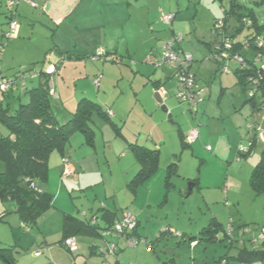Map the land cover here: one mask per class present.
I'll list each match as a JSON object with an SVG mask.
<instances>
[{"label":"rangeland","instance_id":"obj_1","mask_svg":"<svg viewBox=\"0 0 264 264\" xmlns=\"http://www.w3.org/2000/svg\"><path fill=\"white\" fill-rule=\"evenodd\" d=\"M221 1L225 2V4L223 3L225 8L223 7L221 10L222 16V13L226 14L227 11H230L231 2L230 0ZM236 1L239 5L242 3V6L246 9L255 10L256 13H259L257 14L259 18L264 15V5L254 4V2H261V0H251V2H248L247 0ZM198 2L199 10L203 13L207 14L213 10V7L210 6V0H199ZM161 11L165 14H174V16L176 14L174 10L168 11L161 9ZM30 13L32 16L34 15L35 21L40 19L39 13H34L33 11H30ZM158 14L160 15V9L158 10ZM199 15V18L201 17L199 19V24L196 23V18L195 23H193L186 20V15L180 17L184 20L179 19V24L182 26L181 33L184 35L182 38L183 40L180 43L183 47L192 43L190 41L191 36H193V39L196 42V33L201 36V33L199 32L203 31L202 27L204 26L206 16L202 13H199ZM7 16L9 22L10 20L17 22L18 30L16 36L13 35L14 39L5 41L4 53L6 52V56L8 57V65L4 67L1 63L0 69L7 77H22L23 79L21 80L20 78L18 81V89L14 94L16 98H13L11 93H9V98H5L0 92V98L2 100L4 99V105L9 104L14 109L17 108L19 104L27 103L24 92L25 89H31L30 76L32 75V77H34V72H40L42 68L40 63L33 65L25 63H29V61H31L30 59L36 58L40 52L47 47L50 48L47 53L53 51L54 54L47 55L46 61L55 62L61 58L59 52L54 50L57 45L54 43L59 42L58 46L63 49L62 52H66L65 50L67 49L70 53L69 55H64L62 57L64 58V62L61 64L59 72L56 75L60 81V87L58 89L61 91L63 101L69 105V103L74 100L75 111L77 104L81 99L95 102L96 97H100L107 103V106L102 107L103 109H112L111 105L114 103L122 108L124 114L126 113L129 116V118L128 116H124L121 122L116 123L115 127H112L109 122L105 121L100 116L94 115L92 117L93 122L90 125L94 132L92 138L93 145L89 146L86 143L83 134L74 133L71 135L61 158L60 153L57 151L50 153L47 173L49 180L47 179L46 181L41 182L46 186L49 183V186L54 189L55 197L51 194L53 199L52 209H54L56 214H59L60 209L63 207L67 210H71L79 220L87 222H89L92 217H102L103 210H101V207H104V210H109L112 213H115L116 216L122 217L124 213L133 214L131 209L134 207L145 209L146 202L148 201L149 203L150 201V205L147 208L149 212L139 219L141 222L140 226L138 227L137 224L135 227V230L136 228L137 230H141V228H145L150 222V235L145 234V239L142 238L143 241H140L136 247L125 248L116 256H111L108 261L109 264H114L119 255V258L121 256L127 258V256H131L130 251L136 249L140 250L141 248H144L143 250L145 252H150L151 256L156 260H153L154 264L156 262H158V264L165 262L170 263L169 261L174 258L175 260H178L177 258H179L178 262H176L177 264L180 263L179 261L184 264H217L216 262H218V258L229 255L227 251L232 247H236V249L246 248L247 251L262 250L261 246L264 244V239L260 240L256 235L259 232V229L264 226V193L256 195L250 188L249 179L253 166H251L247 160H250L252 158L251 156L254 155L257 164L264 146L257 145L249 156L238 157L237 154L240 153V148L248 147L247 142L238 140L237 144H233V160L229 159L218 162L216 161L217 159H210L207 162V166L200 168V161L191 153V148L189 146L181 145L178 138L179 129L186 134L189 130L197 129L198 127L197 125L191 126L194 115L187 111L186 105L180 104L173 97L174 85L173 88L172 84H165V86H163L169 92L167 102L164 104L167 109V114L162 112L160 105L156 103L153 96L154 106L156 108V113L154 112L155 116L151 119V108H148L147 111H150V113L147 114L146 117H140L138 115L139 107L135 106L133 109L131 107L132 105L129 106L126 102V94L130 92L132 83L134 84V90L137 88L139 89V80L136 78L134 81L132 73L126 69L125 64H123L124 66L121 65L122 67H118L121 64L118 59L109 63H94L90 61L86 54L90 53V51L96 54L100 49V45H103V37L98 36V38L95 39L94 31L86 30L81 21L83 18L81 13L78 15H71L66 25L54 24L47 28L46 31L41 30V28L36 25L35 34H31L32 26L28 27L26 24L28 31L24 36L25 39H22V42L18 43L20 44L19 48H15V46L12 50L11 46L14 41L17 40L16 38L19 33V28L21 27V19L20 16L16 14L7 13ZM221 16L219 17L221 18ZM216 22L218 23L219 21ZM188 24L191 25V28H189ZM196 24H198V26H196ZM76 26L81 27V30H76ZM176 26L178 30V23ZM224 27L225 23L223 21L222 30ZM234 30L235 29H232V26L229 24L228 31L234 32ZM54 32L53 40H51ZM210 33L215 39L217 38L215 37L217 35L216 29H213ZM247 34H249V30L244 29L241 36L244 37ZM104 43L106 46L112 47L114 41L105 40ZM207 44L209 43L207 42ZM196 48H198V46H196ZM191 50H193V47L190 46V51ZM184 54L187 53L184 52ZM180 55L182 56V54ZM184 61H186L188 68H190L193 62L192 58H190V60L185 59ZM206 62L209 61H204V63ZM211 64L214 66L213 72H210V69H207V66H204L205 68L203 71L198 74V77L202 81H200L201 83L211 80L212 76L215 75L217 79L212 80L211 83L214 82L213 84H218V77L220 76L215 73L217 67L213 62ZM194 65L197 66V63H194ZM228 66L232 68L231 64ZM93 69H96V72H91ZM99 73L101 74V87L98 91H95L94 87L88 84L87 79L92 80V76L98 75ZM201 73L206 76L204 78L200 77ZM86 75H88L87 79H85ZM225 76L227 77L228 75ZM54 77L55 76H52L51 79ZM233 77L234 76L231 72L230 78L232 79ZM22 82H25L24 87L22 86ZM54 88L56 94H58L57 87ZM82 93L87 94V97H80V95H83ZM19 96L20 99H17ZM51 101L52 100H50V103ZM259 115H261V117L264 116V110L260 111ZM168 116H171V119H169ZM158 117L162 118L164 121L162 127L167 141L166 147L162 153H158V171L156 170L157 173L155 172L150 176L152 177L151 179L150 177L148 179L146 177V180L139 185L138 188L140 189L137 188L138 190H135V192L132 193L131 179L136 177L140 170L138 160L132 151V144L136 143L138 146H141L143 140L152 139V134L149 132V129H152L150 128V125L153 127L154 124L158 123ZM112 119L114 118L112 117ZM262 119L263 122L261 125L264 138V117ZM243 122L242 128L245 133L248 132L247 125L256 122V116L253 114V110H251L250 106L247 107V114ZM216 129H214V131L218 130ZM155 130L159 131L158 129ZM218 131L221 132L222 127ZM0 135H8L7 130L1 123ZM249 135V137H253L251 133ZM82 142L84 147L80 148ZM240 144H242V146H239ZM147 147L151 148L152 146L148 145ZM147 147H145V149ZM150 148L147 149L152 150ZM79 149H81V151H79ZM56 154H59L58 160L60 161L61 168L65 161L70 162L73 167L72 163H76V159H79V162H81V157L83 156H81V154H85V171H81V166H78V170H75L74 167L73 168L75 170V176L85 175L86 181H81V183L77 185V183H73V177L75 176L69 177L59 174V163H55L54 158ZM210 155L214 156L213 154ZM171 164L177 166L176 173L169 177L168 183H165L167 168ZM55 165H57V167H55ZM2 172L3 164L0 162V174ZM54 172H57L56 176H53ZM223 180L227 181L228 184L231 182L233 187L230 185H228L229 187H226V196L223 199L221 198V200L218 191L201 190L202 187L216 185ZM146 182L148 183L143 186ZM196 183L198 186L192 187V185ZM59 184L62 185L64 192L62 191V196L58 197L57 192L59 193ZM189 190H191L190 194ZM208 192L209 194L211 192L213 197L219 199V201H215L216 204L209 201H206L207 203L204 202V197H206L205 195H208ZM230 193H233L234 195L237 193L241 196L238 195L235 197L233 195V198L230 199ZM225 198H228L226 199V202ZM236 202H238V204ZM213 211L220 217V221L225 229L233 227L234 237L240 235L244 229L249 230L251 233L240 237L232 246L228 245L226 242H201V245L198 244L199 246H197L194 252L190 247L194 248L196 246L194 244L191 246L184 239L175 238L174 236L171 237V235L168 234L160 236L161 232L167 230L166 228L171 227L176 233H179L184 237H198L201 230L206 228L211 222L210 220L213 217ZM3 213L5 216L3 222H0V249H6L7 247L5 246L13 245L12 243L14 241L11 239V228L14 227L11 226L10 219L15 218L17 220L15 229L18 231V237L27 234H30V236H39V221L37 222V225L33 224L28 227L27 231H24L21 228L23 225H21L19 214L16 213V208L13 203H0V214ZM82 213H86L87 217L84 218ZM148 214L149 216H156V218L147 221L148 218L146 217ZM99 222L100 221H98V223ZM102 223L103 222L101 221L100 225ZM168 231H170V229H168ZM81 236L86 235L78 234L76 236L78 241L77 244L80 247ZM94 238H96L92 239L94 245H97V247L104 246V241L101 238ZM108 239L110 240L111 238L109 237ZM38 241L39 244L41 240ZM24 243V240H22L21 245H24ZM147 243L152 244L151 249H149ZM37 245L36 247H38ZM30 246L31 244H29V247ZM233 254L234 251H232L230 255ZM3 255L10 264H23V261L20 262L21 257H19L18 262H16L15 258H13V254L8 251L3 252ZM78 258L81 260V257ZM158 258L161 261L157 260ZM1 262L2 259L0 258V264H7L4 261ZM86 264H95V260L93 259ZM253 264H264V259L257 260Z\"/></svg>","mask_w":264,"mask_h":264},{"label":"crops","instance_id":"obj_2","mask_svg":"<svg viewBox=\"0 0 264 264\" xmlns=\"http://www.w3.org/2000/svg\"><path fill=\"white\" fill-rule=\"evenodd\" d=\"M8 0H0V39L2 38V35L4 32L6 33L8 27L9 18L7 16V10L5 8V4ZM36 4V8L31 7L30 4L22 2L20 3L15 11V14L20 16L21 19V27L19 28V33L17 36V40L14 41L13 45L11 46V50L15 48H19L20 44L22 42V39H25L24 36L27 34L28 27L32 26V32L31 34H35L36 25H38L41 30L46 31L47 28L51 27L54 24L61 25V24H67L69 21V17L73 14H79L83 15V18L81 19L83 25L85 26L86 30L88 31H94L95 39L98 38V36H102V42L103 45H100V49L105 50L113 59H118L121 64L118 67L124 66L127 70H129L135 79L137 78L139 81V89H133L134 84L132 83L130 87V92L126 94V102L127 105L131 106L133 109L135 106L139 107V113L138 115L140 117H146L148 112V108H151V119L155 116L154 112L156 111L154 106V100L153 96L157 93V90L155 89V84L157 86H160L159 88L165 89V84H172L173 88V81H172V72L167 68L164 67L162 69H153L150 66L145 65L143 62L145 58L148 55H159L162 52V49L165 47L168 41H170L174 36H181V38L184 37L181 33L182 26L179 24V19L183 20V18H180L182 15H186V20L189 22L195 23V18L197 19L196 23L199 24V13H202L206 16L203 31H200L201 36L197 35L195 37L197 39V42L193 39V36L190 37L191 44H188L186 46L180 45V43L176 44L178 48L176 49L181 51V54L183 56H190L193 60L191 65V70L195 71V73L198 75L200 72L203 71L205 68L204 66H207V69H210V72H213L214 66L211 64L210 56H213L215 53V47L214 43L216 39L211 35V24L214 20L219 19L221 16V10L225 4V2L221 0H210L211 7H213V10L209 13L205 14L202 11L199 10V0H32ZM248 2H251V0H247ZM230 2L234 3V5H237L235 12H241L242 9V3L241 5L238 4L236 0H230ZM224 3V4H223ZM260 2H254L255 5H259ZM223 5V6H222ZM167 8V9H165ZM220 8V10H219ZM160 9V15L158 14V10ZM163 10H174L175 18L172 22V24L167 27L164 26V24L161 22V14L163 13L161 11ZM30 11H33L34 13H39L40 19H37L35 21L34 15L32 16ZM253 13L255 15V18L258 22V24H264V15H262L260 18L256 13L255 10H253ZM234 11L231 12V14ZM263 13V12H262ZM226 24V28H228L229 24L232 26V29H236L237 27V20L234 16V13L232 14ZM43 16V17H41ZM10 17V16H9ZM235 19V21H234ZM184 21V20H183ZM29 23V24H28ZM110 23V24H108ZM162 23V24H161ZM178 23V30L176 24ZM27 24V28H26ZM196 24V26H198ZM110 25V28H109ZM189 25V28H191V25ZM25 26V28H24ZM81 27L76 26V30H81ZM197 28V27H196ZM109 30V31H108ZM58 31V30H57ZM56 32V31H55ZM55 32L52 34V39L54 37ZM197 32V31H196ZM229 32V31H228ZM46 33V32H44ZM242 37V36H241ZM30 39V38H29ZM241 39V38H240ZM4 40V39H3ZM31 40V39H30ZM114 41V44L111 46H106L104 41ZM183 40V39H182ZM19 41V42H18ZM207 42L209 44H207ZM54 44H57L54 48V50L58 51L61 55V58L64 55H69L70 53L66 49V52H62L63 49L59 48L58 44L59 42H55ZM58 46V47H57ZM190 46L193 47V50L190 51ZM198 46V48H196ZM180 48V49H179ZM49 47L44 49L40 52V54L33 59H30L29 63L25 64H36L41 63L47 59V55L54 54L52 52L47 53ZM17 50V49H16ZM186 52L187 54H184ZM94 52L87 53L86 56H93ZM45 56V57H44ZM75 56V55H74ZM44 58V59H43ZM61 58L56 60L55 62H58ZM114 60V61H115ZM8 57L6 56V52L4 53V57L1 61L2 66L6 67L8 65L7 63ZM113 61V62H114ZM204 61H209L204 63ZM55 62H50L53 65ZM64 62V60H63ZM94 63H108V62H94ZM194 63H197V66L194 65ZM122 65V66H121ZM128 65V66H127ZM13 68V67H12ZM60 69V68H59ZM218 69V68H216ZM59 72V70H58ZM58 72L55 75L53 79L52 76L50 77V88H52L54 96L51 97V111L53 115L55 116L57 122L59 124H64L67 122L72 113L74 112V100L69 103V105L63 101L62 94L60 89V81L59 78L56 77ZM91 72H96V69H93ZM154 72V73H153ZM217 73V71L215 72ZM204 74H200V77L204 78L206 75L202 76ZM225 75H228L227 77ZM101 76L99 73L98 75H93L92 80L87 79L88 75H86L88 84L94 87L93 80L97 77ZM220 77H218V84L211 83L212 80H216L217 77L212 76L211 80H208V83L206 85V92H205V100L200 105L197 113L194 115V119L191 122V126L197 125V130L199 132V138L198 140L190 145L191 153L196 156V159L200 161V168H203L204 166H207V162L210 159H217L216 161L220 162L222 160H233L234 155H232L233 150V144H237V141H245L247 142L248 146L250 145V141L252 140L251 137H249L250 133H245L242 126L243 121L247 114V107L250 106L251 110L252 104H250L245 94L242 92L241 88L237 85V80L235 76L231 79L230 74H219ZM39 78L38 77H32L30 78L31 86L30 88H35L39 84ZM206 80V79H205ZM57 87L58 94H56L55 88ZM101 87V83L99 85V88L95 89V91H98ZM167 92V97L169 95V92L165 89ZM83 95L87 97V94L82 93ZM166 100L163 102L162 105H164L167 102ZM173 97L180 103L183 104L174 96ZM95 102L101 107V109L105 112L106 110L102 107L107 106L106 102L103 101L100 97H96ZM53 103V105H52ZM160 105V104H159ZM185 105V104H184ZM112 109H107L108 112H110L111 116L114 118L111 120L113 122L114 126L116 123L121 122L124 116H128V114H124L122 111V108L117 106L116 104L112 103ZM187 108V107H186ZM156 113V112H155ZM239 115V118H238ZM129 118V116H128ZM93 119V118H92ZM171 119V116L170 118ZM217 119V120H216ZM89 123V125H91ZM163 123L164 121L162 118L158 117V123L154 124L153 127L150 125L152 129H149V132L152 134L151 140H143V143L141 144L142 147H147L148 145L152 146L147 147L154 151H157L159 154L162 153L164 148L166 147L167 141L164 136L163 132ZM161 126H160V125ZM216 125V126H215ZM222 127V131L219 132ZM91 128V127H90ZM193 128V127H192ZM195 128V127H194ZM218 130H217V129ZM155 129H158L159 131H156ZM216 129L217 131H214ZM182 134H185V132H182L181 129H179ZM81 134L80 132H77ZM249 133V134H248ZM263 133V132H262ZM94 135V132H93ZM179 138V136H178ZM180 140V139H179ZM181 142V141H180ZM264 143V142H263ZM93 144L89 145L92 146ZM132 145H137L132 144ZM264 145V144H263ZM131 146V145H130ZM239 146H242L240 144ZM84 147V144L80 145V148ZM206 147H210L211 151H206ZM247 149V147H244ZM81 151V149H79ZM254 151L251 150V153ZM237 152V150H236ZM238 153V152H237ZM210 154H213L214 156H211ZM239 154V153H238ZM237 154V155H238ZM58 155L54 156L55 163H59V174H61L62 168L60 166V161L58 160ZM83 155V156H82ZM250 155V154H249ZM245 155V157L249 156ZM62 154H60L61 158ZM73 156V155H72ZM81 162H79V159H76V163H72L75 170H78V166H81V171H85V165L84 161L86 160V155L81 154ZM239 157V155H238ZM244 157V156H243ZM252 158L249 161V164L253 166V169L255 168L256 164V157L253 155ZM260 160V159H259ZM139 163V161H138ZM247 163V162H246ZM223 164V163H222ZM256 164V165H255ZM140 168V163L138 164ZM57 167V165H55ZM177 167V166H176ZM250 169V168H249ZM251 170V172L253 171ZM157 170V168H156ZM158 171V170H157ZM157 171H155L157 173ZM250 172V175H251ZM57 172L53 173V176H56ZM81 176V177H80ZM81 178V179H80ZM85 175H78L73 177V183L80 184L81 181L85 182ZM133 178V177H132ZM149 178V177H148ZM147 178V179H148ZM152 177H150L151 179ZM136 177H134L132 180V193L137 191L139 185L143 183L146 178L142 181H139L135 183ZM49 180V178H48ZM135 183V184H134ZM148 182L143 184L145 186ZM166 183V181H165ZM198 183V182H197ZM193 184L192 187H197L198 184ZM37 185L40 189L43 191H46L50 194H52L55 197L54 189H52L49 186V183L47 186L41 182H37ZM228 185L233 187V184L230 182L229 184L227 181H222L216 185H210L202 187L201 190L206 191H218L219 198L223 199L226 196L227 191H225L226 187H229ZM142 186V187H143ZM82 187V184H81ZM237 187V186H236ZM79 188V187H78ZM138 188V189H137ZM221 190V191H220ZM59 193L57 192V196H62L64 190L62 188V185L59 184ZM63 191V192H62ZM191 193V190H189V194ZM188 194V195H189ZM233 193L229 194L230 199L233 198ZM239 194H235L234 196L237 197ZM204 197L205 201L214 202L219 201V199L212 196L211 192L208 195H205ZM241 196V195H239ZM225 198V202H226ZM165 202V201H164ZM167 202V200H166ZM207 203V202H206ZM238 204V202H236ZM56 204V203H55ZM150 205V201L146 202V208H139L134 207L132 208V213L136 217L138 221V227L140 226V218L145 216L149 212L147 209ZM53 208V207H52ZM49 209L41 218L38 219L39 221V236L36 237L30 236V234L19 236L18 237V231L15 229V226L17 224V220L15 218L10 219L11 226L14 228H11V234H12V241H14L12 246H5L8 249V252L13 254V258H15L16 262H18V258H20V262L23 261V264H86L93 259L95 260V264H103L102 257L99 255L94 254V251H91V247H96L97 245H94L92 239H96L94 237L89 236H81L80 238V245L79 246L81 252L79 251L77 254H73L68 252L62 245H61V238H62V224L63 219L65 215H69L71 217H75L74 213L71 210H67L62 207L60 209L59 214H56L54 212V209ZM209 209V208H208ZM109 211V210H107ZM111 212V211H109ZM214 212V211H213ZM86 213H82V216L84 218L87 217ZM131 214V213H130ZM132 214V215H133ZM62 215V216H61ZM81 216V215H80ZM213 217L211 220H214L215 223L222 226L224 229V226L222 225L220 221V217L215 214V212L212 215ZM63 217V218H62ZM76 218V217H75ZM116 218H120L117 216ZM147 221H149L152 218H156V216H148ZM78 219V218H77ZM169 220V219H167ZM210 220V221H211ZM84 221V220H81ZM146 221V222H147ZM87 222V221H84ZM5 224V223H4ZM150 222L145 226V228H141V230L136 231V237L138 238H144L145 234L150 235ZM211 222L209 223V225ZM37 225V223H36ZM170 225V224H169ZM168 227V225H167ZM171 229L173 228H166ZM25 231V230H24ZM174 231V230H173ZM175 232V231H174ZM234 234V229H233ZM199 236V235H198ZM196 237V236H189V238ZM145 239V238H144ZM24 240V245H21V241ZM38 240H41L38 244ZM76 243L77 238H75ZM43 242V243H42ZM145 243V242H144ZM29 244L31 246L29 247ZM38 244V245H37ZM195 245L196 247H190L193 249V252L197 248V246L201 245V242L199 245L196 242H193L191 244ZM36 245L38 247H36ZM86 250L84 252L82 250ZM144 248H141L140 250L136 249L131 252V256L125 257H117L114 264H154L153 260H155L150 252H145L143 250ZM141 251V252H140ZM234 251V256L237 252V249L235 247H232L227 252L229 253V256H231V252ZM39 252V256H35V254ZM129 252V253H130ZM141 253V254H139ZM78 257H81V260H79ZM222 258V257H220ZM218 258V260L220 259ZM179 260V258H177ZM159 260V258L157 259ZM178 260H175V258L170 260V263H161V264H177ZM217 260V261H218ZM4 260H2L3 262ZM152 261V262H151ZM156 261V260H155ZM161 261V260H159ZM1 262V263H2ZM5 262V261H4ZM179 264H184L181 261H179ZM217 263V262H216ZM4 264V263H3ZM106 264H109L108 262ZM155 264H158L156 262ZM194 264V263H192ZM227 264H243L238 263L233 259H229Z\"/></svg>","mask_w":264,"mask_h":264},{"label":"trees","instance_id":"obj_3","mask_svg":"<svg viewBox=\"0 0 264 264\" xmlns=\"http://www.w3.org/2000/svg\"><path fill=\"white\" fill-rule=\"evenodd\" d=\"M259 5H264V0H261ZM236 7L238 6L231 2L230 11H227L226 14L222 13L220 19L212 22L210 32L215 29L214 25L217 23L216 21H224L225 27L221 31L220 35L218 33L215 36L217 37L216 41L220 36L228 39L229 44L232 46L230 49L231 55L237 54L240 56L246 66L242 67L231 60H219V54L216 51V41L214 43L215 54L210 56V60L218 68L217 74H231L232 72L233 76H235L237 85L245 94L247 101L250 104H255L252 109L253 114L256 116V122H254V124H258L262 130L263 128L261 124L264 116L261 117L259 112L264 110V101H261L262 98H264V74L262 75L261 82H258L259 85L257 88H255L256 86H254L253 82L257 80L258 74L260 73V67L264 63V24H258L252 9L242 7L243 11L237 13L235 12ZM232 11H234L233 13L238 24L234 32H228L226 24L227 20L233 16V13L231 14ZM244 29L249 30V34L241 37ZM175 37L176 36L173 38ZM1 42L5 44V40L3 41V38H1ZM181 42L182 38L180 42H175L173 50L176 53H181V51L178 52L176 49V47L178 48L176 44ZM259 42H263L260 48L257 45ZM105 53L106 55H109L107 52ZM162 53L163 49L159 55L153 56L159 57ZM93 56H89L88 58L90 59ZM258 56H260L261 59V63L259 64L255 61V58ZM46 60L47 59L45 58V60L41 63L42 69L40 72H34L33 74L34 77L39 78V84L35 88L25 89L24 95L27 99L26 104H19L17 108L13 109L9 104L4 105V99L2 100L0 98V123L8 132L7 136L0 135V162L3 164V172L0 174V203H13L15 205L16 213L19 214L21 225H23L21 227L23 230L28 229V227L33 224L36 225L37 220L53 207L52 195L43 191L37 185V182L46 181L48 179V159L50 153L57 151L63 156V152L71 135L77 132L83 134L86 139V143L91 145L93 131L90 128L89 123H91L94 115L100 116L105 121L109 122L112 127H115L111 122L112 116L109 115L108 110L104 112L98 104L87 99H81L70 119L65 124L60 125L51 111V95L49 94L51 76L45 73L47 66L51 63ZM63 60L64 58L53 63L56 73L63 63ZM114 60L115 59L112 58V62ZM229 64L232 65V68L228 66ZM164 67H167L172 72L171 78L174 83V96L178 98L177 95L182 90L181 94L184 99L179 97L178 100L186 105L187 111H189L192 115H195L200 105L205 100V90L208 80L201 83V79L195 71L191 70V67L185 70L183 67H180L178 70H175L169 66H162L158 69H162ZM224 68H227L226 70L228 71L225 72ZM180 75H183L185 79H188V76H190L189 79L191 80V85L187 86L181 80ZM2 76L10 80L11 84L15 87L14 91L10 93L13 98H16L14 94L18 89V81L20 78L21 80L23 78L7 77L3 74V72ZM30 78H32V75ZM22 86H25V82H22ZM159 87L160 86L155 84L156 90H159ZM253 90L258 92L255 93ZM251 92H254V96L252 98L249 97V93ZM1 94L3 97L9 98V93L1 92ZM17 99H20V96L17 97ZM249 125L252 124L247 125V131L251 133L253 137L247 149L242 147L246 153L240 152L238 154L239 157L249 155L251 150L255 149L257 145L264 146V143L256 138V133L248 129ZM187 133L182 134L180 130H178L181 145L189 146L186 143ZM132 151L140 163V170L134 181L137 183L155 173L157 168L158 152L147 148L145 149L144 147L138 145H132ZM175 173L176 165H169L167 168L166 183H168L169 177ZM249 184L254 194L259 195L264 193V149H262L259 162L251 172ZM101 210H103L101 218H91V220L94 219L95 221L93 224L91 223V220L89 222H84L75 217L65 215L62 224V238L60 243L68 252H70L69 249L63 245L64 240L67 238L73 237L75 239L78 234L101 238L104 241V246L91 247L90 250L94 251V254L101 256L104 264L109 261V258L105 259L100 250L105 249L106 242H115V240L111 237L109 240V237H104L102 233L106 231L112 232L115 223L121 221L124 215L120 218H116L117 216L115 213L104 210V207H101ZM4 216V213L0 214V222H3ZM98 221L100 222L98 223ZM101 221L103 223L100 225ZM229 229H231L230 233L228 232ZM262 229H264V226L259 229V232L256 235V237L258 236V239L260 240L264 239V236L261 238ZM173 230L170 229V231H168L167 229L161 232L160 236L168 234L171 235V237L174 236L177 238L174 234H172ZM136 231L137 228L132 233L131 237L136 239L138 242L143 241L142 238L135 236ZM248 233L251 232L244 229L240 235L234 237L233 227L223 229L221 225L215 223L214 220H211V224L206 228H203L198 237L189 238V236L184 237L180 234V239H184L190 245L197 241L196 245L200 244V242H226L228 245L232 246L237 242V240H239L240 237H243ZM147 245L149 249L152 248L151 243H147ZM124 249V247L116 244V251L113 256H116ZM261 249L262 250L260 251H247L246 248L237 249L234 256L225 255L218 260L217 264H227L229 259H233L238 263L253 264L257 260L264 259V247ZM5 251H8V249H0V258L4 260L5 263L10 264L3 255V252ZM83 251L86 252L84 248Z\"/></svg>","mask_w":264,"mask_h":264},{"label":"built area","instance_id":"obj_4","mask_svg":"<svg viewBox=\"0 0 264 264\" xmlns=\"http://www.w3.org/2000/svg\"><path fill=\"white\" fill-rule=\"evenodd\" d=\"M22 2L30 4L31 7H33V8L37 7L36 4L32 0H8L5 4V8H6L8 13L15 14L17 6ZM173 20H174V14H165V13L161 14V22L164 25L170 26ZM214 26H215L217 34L219 33V35H220V33L222 31V21H219ZM220 26H221V28H220ZM17 30H18L17 22L14 20H10V22H8V29H7L6 33L3 34L2 38L5 41H9V40L14 39L13 35L16 36ZM221 37H223V36L218 37V39L216 41V43H217L216 51L219 54L218 59L219 60H223V59L224 60H231V61L235 62L236 64H238L242 67H245L246 64L244 63L243 59L240 56H238L237 54L231 55L230 49L232 46H231V44H229V40L226 39L225 37H223V38H221ZM180 40H181V36H176L175 38L171 39L170 41L167 42V44L163 48V53L161 56L155 57L153 55H148L145 58L143 63L147 66L157 68V69L161 68L162 66H169L170 68H173L175 70H178L180 67H183L184 70L187 69L188 66L186 64V61H184V60L185 59L190 60L191 57L187 56V55L181 56L180 52H179L180 53L179 54L173 50L175 42H180ZM262 44H263V42L257 43L259 48L262 46ZM4 51H5V44H3L1 42V39H0V62L2 61ZM90 60L93 62H97V61L98 62L99 61L100 62H108V63L112 62L111 56L106 55V53L103 49H99L97 51V53L93 57L90 58ZM255 61L257 64L261 63L260 56L256 57ZM226 69L227 68H224L225 72L228 71ZM45 73L49 76H52L56 73V69L53 65H48L46 70H45ZM263 74H264V63L260 67V73L258 74L257 80H255L253 82L254 86H256L255 88H257V86L261 82ZM180 76H181V80L187 86L191 85V83H190L191 80L189 79L190 76H188V79H185V77L183 75H180ZM100 80H101V76H97L93 80V85L96 89L99 88ZM14 89H15V87L11 84L10 80H8L7 78H4L2 76V72L0 69V92L10 93V92H13ZM181 92H182V90L178 93L177 97L178 98L181 97L184 99V97H182L183 95L181 94ZM254 92L257 93L258 91H254ZM254 92L249 93V97L252 98L254 96ZM157 93L159 94L161 101L164 102L166 100V97H167V92L163 88H160L159 90H157ZM49 94L51 95V97L54 96L52 88H50ZM186 98H188V97H186ZM261 101L263 102L264 98H262ZM109 115L111 116L110 112H109ZM248 129L253 131L254 133H256V138H258L259 141H261L262 143L264 142L263 133H262L260 126H258V124L249 125ZM198 138H199L198 130L197 129L190 130L186 136L187 145H189V146L192 145L193 143H195L197 141ZM206 150L209 152V151H211V148L207 147ZM239 151L246 153V151H244V149H242V148H240ZM61 175L69 176V177L75 176V170L72 167V165L70 164V162H68V161L63 162ZM94 222H95L94 219L91 220L92 224ZM137 224H138V222H137L136 217L130 213H126V214H124L121 221H118L117 223H115L112 232L106 231V232L102 233V235L104 237H111L112 239L115 240V242H106L105 249L100 250L101 254L104 256L105 259L110 258L111 256L114 255V253L116 251L115 250L116 244H119L121 247H124V248H129V247L133 248L139 244V242L136 241V239L131 237L132 233L135 231V227L137 226ZM27 230L28 229H25V231H27ZM228 232L230 233L231 229H229ZM261 232H262L261 238H263L264 229H262ZM172 234H174L177 238H180V234H178L174 231H172ZM63 245L67 249H69V251L73 254H77L79 251L81 252L79 246L77 245V243L73 237L65 239L63 242ZM39 255H40L39 252H37L35 254V256H39ZM104 264H106V263H104Z\"/></svg>","mask_w":264,"mask_h":264},{"label":"water","instance_id":"obj_5","mask_svg":"<svg viewBox=\"0 0 264 264\" xmlns=\"http://www.w3.org/2000/svg\"><path fill=\"white\" fill-rule=\"evenodd\" d=\"M154 99L158 105L160 104V109L162 110V112L167 114V109L164 105H162V101H161L158 93L154 94ZM254 106H255V104H252V108H254ZM168 118H170V116H168ZM262 247H264V245H262Z\"/></svg>","mask_w":264,"mask_h":264}]
</instances>
